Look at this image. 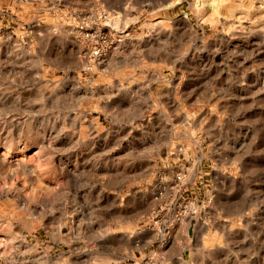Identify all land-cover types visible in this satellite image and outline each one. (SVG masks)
Instances as JSON below:
<instances>
[{"label": "rangeland", "instance_id": "374dc122", "mask_svg": "<svg viewBox=\"0 0 264 264\" xmlns=\"http://www.w3.org/2000/svg\"><path fill=\"white\" fill-rule=\"evenodd\" d=\"M0 264H264V0H0Z\"/></svg>", "mask_w": 264, "mask_h": 264}, {"label": "built area", "instance_id": "2783aa9c", "mask_svg": "<svg viewBox=\"0 0 264 264\" xmlns=\"http://www.w3.org/2000/svg\"><path fill=\"white\" fill-rule=\"evenodd\" d=\"M88 21L79 24L78 31L81 33V39L86 41L88 47L89 55L93 60H99L103 55H105L111 48L114 49L118 46L124 37L120 34L114 39L108 38L98 29H92ZM127 35V34H126ZM176 179L178 181L182 180L181 175H177Z\"/></svg>", "mask_w": 264, "mask_h": 264}]
</instances>
